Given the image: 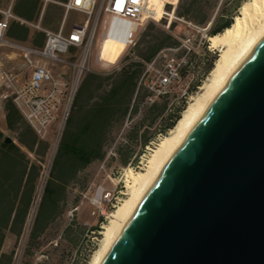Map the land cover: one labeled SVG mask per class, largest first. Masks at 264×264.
<instances>
[{
  "label": "trees",
  "instance_id": "trees-1",
  "mask_svg": "<svg viewBox=\"0 0 264 264\" xmlns=\"http://www.w3.org/2000/svg\"><path fill=\"white\" fill-rule=\"evenodd\" d=\"M247 1L179 0L175 16L206 29L207 36H215L231 26L237 11ZM163 22L146 23L115 66L83 75L36 203L37 182L48 143L26 132L17 138L33 155L32 160L14 143L5 141L0 133V264H12L13 248L25 231V259L40 253L46 245L53 252L49 254L51 259L52 256L62 259L63 252L71 253L80 233L74 223L65 221L64 215L72 188L79 186L76 183L79 175L90 164L102 161L109 149L119 166L134 167L145 148L158 135H166L179 120L185 109V98L173 101L174 95L166 91L154 97L143 83L147 64L155 62L163 51L181 46L171 33L174 23L165 30ZM203 47L206 50V44ZM214 60L209 58L207 70ZM6 105L14 106L10 101ZM84 190L85 186L80 185V192ZM79 196L73 199V206ZM102 222V215H98L91 231L99 232ZM6 240L12 242L8 251L3 250ZM85 261L86 258L76 259L69 264ZM58 262L64 264L61 260Z\"/></svg>",
  "mask_w": 264,
  "mask_h": 264
},
{
  "label": "water",
  "instance_id": "water-1",
  "mask_svg": "<svg viewBox=\"0 0 264 264\" xmlns=\"http://www.w3.org/2000/svg\"><path fill=\"white\" fill-rule=\"evenodd\" d=\"M101 264H264V37L174 152Z\"/></svg>",
  "mask_w": 264,
  "mask_h": 264
},
{
  "label": "built area",
  "instance_id": "built-area-1",
  "mask_svg": "<svg viewBox=\"0 0 264 264\" xmlns=\"http://www.w3.org/2000/svg\"><path fill=\"white\" fill-rule=\"evenodd\" d=\"M174 2L177 0L166 1L171 5V12L175 9ZM95 3L96 0H68L64 8L76 10L90 18ZM97 11L94 16V27L98 26L96 37L95 28L89 34L87 21L75 23L67 34L43 30L45 40L41 49L9 42L5 38V31L12 16L9 11L3 12L0 20V49L7 47L18 51L25 70L29 71V77L20 82L18 74L6 70L0 64V106L10 101L24 122L41 139L45 137L50 125L59 115L65 120L83 75L109 66L100 60L99 51L102 41L109 36L112 25L116 23L123 28L122 40L125 48H128L134 44L142 19H154L152 11L148 9V0H100ZM174 18L197 28L190 22ZM197 29L204 32L206 37V29ZM72 48H75L76 52L71 53ZM153 64L154 61L146 65L147 75L143 78V83L153 92L154 97H157L179 79L180 69L185 61L167 59L160 71L155 70ZM53 65L68 69L69 79L54 75L51 69ZM150 73L157 75V84L148 79ZM103 214L104 212L100 210V215ZM12 264L25 263L20 257H15Z\"/></svg>",
  "mask_w": 264,
  "mask_h": 264
},
{
  "label": "rangeland",
  "instance_id": "rangeland-1",
  "mask_svg": "<svg viewBox=\"0 0 264 264\" xmlns=\"http://www.w3.org/2000/svg\"><path fill=\"white\" fill-rule=\"evenodd\" d=\"M99 1L100 0H96L95 7L90 18H88L87 15H83V22H88L89 34H91L95 28L94 16H96L98 12L97 10ZM167 1L173 2L174 0ZM178 1L179 0H177V2H174L176 3L175 9ZM163 9L166 15H164L160 20L143 18L142 23L139 26V30H141L148 22H154L157 24L161 21H164L163 28L165 30L168 29L171 22L174 23V26L171 29V33L180 41L181 46L177 49L163 51L154 62L153 67L155 70L160 71L162 69L164 61L167 59H173L175 61L184 59L185 63H188V65L184 68H182L181 66L182 69L179 79L165 89L166 92H170L171 95H174L172 97L173 101H178L181 97H184L186 108L193 97H195L197 94L202 93L201 87L209 77L210 72L214 67L215 61L219 56V53L216 50H210L208 48L209 36L206 35L205 37L204 32L187 25L182 21L176 20L174 18L176 17L175 9L173 12H171L170 4L165 3ZM100 17H102V14L100 15ZM97 34L98 26L95 28V37L97 36ZM204 44H206V50L203 47ZM6 49L18 52L15 49ZM126 49L127 48H125V50ZM125 50L123 51V53L125 52ZM206 51H208L211 56L207 55ZM210 57H214L215 60L211 64L210 69L207 70L208 65L210 64L208 61ZM118 61L114 64L109 65L107 68L115 66ZM51 69L54 75H59L67 80L69 79L70 73L68 69L63 68L60 65H53L51 66ZM156 76L157 75L155 73H150L148 75V79L157 84ZM63 124L64 120H62L61 116L59 115L57 120L50 125L48 132L44 137V139L48 140L49 142V149L43 163V182L47 176L51 159L56 151ZM162 136L163 135L158 136L157 140L153 142L152 145L148 148L153 149ZM148 148H145V153L140 156L138 163L134 167L119 166L117 162L112 159V149H109L102 161L90 164L79 175L78 182H76L79 186H77L76 188H72L69 197V203L66 207L64 215L66 222L74 223L79 228L77 231L78 234L80 233L79 239L72 252L67 255L65 252H63V258L58 260H61L64 264H69V262H71L72 260L77 259L79 261L83 258H86L84 264H88L89 259H91V256H93L95 250L99 248L98 246L100 245V241L102 239L100 231L102 230L103 226L107 224L109 220V213L113 212L116 206L119 204V201L124 198L122 194L125 190L124 180L126 178L127 169L131 168L137 171L141 166L142 159L144 160L150 152ZM80 185L85 186V190L82 192H80ZM77 195L80 196L78 198L77 204L73 206L72 201L75 197H77ZM100 210L104 212L102 216L103 222L100 223V231L94 233L93 231H91V229L97 224ZM26 237L27 231H25V233L19 239L18 243L13 248V259L15 257H20L21 261L25 264H59L56 257L53 258L52 256V259L50 258L49 254L53 252L50 249L49 245H46L40 253L25 259L23 252ZM10 248H12V242L10 240H7L4 245V250L8 251Z\"/></svg>",
  "mask_w": 264,
  "mask_h": 264
},
{
  "label": "bare ground",
  "instance_id": "bare-ground-1",
  "mask_svg": "<svg viewBox=\"0 0 264 264\" xmlns=\"http://www.w3.org/2000/svg\"><path fill=\"white\" fill-rule=\"evenodd\" d=\"M167 0H148V9L155 20H160L166 13L164 4ZM171 18V16H170ZM142 23V21H141ZM140 23V24H141ZM123 28L114 23L110 34L100 47L99 57L103 64L116 63L125 50L122 40ZM264 37V0H249L242 4L238 16L224 32L208 37V48L219 53L214 67L204 85L202 93L191 99L182 111L179 120L168 133L162 136L153 149H149L146 158L137 171L128 168L124 180V198L115 210L109 213V220L100 231V245L95 250L88 264H101L102 260L116 241L118 235L138 207L139 203L172 157L177 148L187 137L191 129L204 114L206 109L223 89L236 69L243 63L248 52Z\"/></svg>",
  "mask_w": 264,
  "mask_h": 264
},
{
  "label": "crops",
  "instance_id": "crops-1",
  "mask_svg": "<svg viewBox=\"0 0 264 264\" xmlns=\"http://www.w3.org/2000/svg\"><path fill=\"white\" fill-rule=\"evenodd\" d=\"M67 1L68 0H0V20L3 17V12L6 11H9L12 16L8 21L5 38L14 44L41 49L45 40L43 30L52 33L61 31L63 34H67L73 24L82 23L84 21V14L76 10H66L64 8V4H66ZM36 26H38V28H36ZM6 48L0 49V64L6 70L18 74L20 82L26 80L29 77V71L25 70L20 54L12 50H7ZM70 52L74 53L76 49L72 48ZM25 132L33 137H37L39 140L47 142L49 146L48 140L39 138L24 122L20 113L14 106H7L6 103H3L0 106V133L3 139L7 142L14 143L33 160V155L28 153L17 141V138ZM42 173L43 165L37 182V196L34 199L35 203L39 200V195L44 183L42 181Z\"/></svg>",
  "mask_w": 264,
  "mask_h": 264
}]
</instances>
